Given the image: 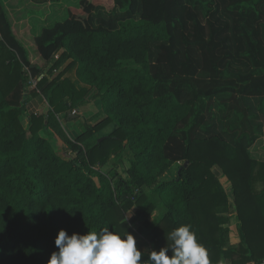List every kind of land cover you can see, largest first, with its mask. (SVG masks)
Returning a JSON list of instances; mask_svg holds the SVG:
<instances>
[{"label":"trees","instance_id":"1","mask_svg":"<svg viewBox=\"0 0 264 264\" xmlns=\"http://www.w3.org/2000/svg\"><path fill=\"white\" fill-rule=\"evenodd\" d=\"M40 76L31 97L48 109L24 129ZM90 95L103 117L71 141L56 117ZM181 225L209 264L264 259V0H0V264H48L61 229L127 231L159 251Z\"/></svg>","mask_w":264,"mask_h":264},{"label":"clouds","instance_id":"2","mask_svg":"<svg viewBox=\"0 0 264 264\" xmlns=\"http://www.w3.org/2000/svg\"><path fill=\"white\" fill-rule=\"evenodd\" d=\"M168 239L171 245L166 243L145 257L130 232L120 235L105 227L69 235L61 229L54 241L58 251L51 253L48 264H209L207 251L190 225L174 229Z\"/></svg>","mask_w":264,"mask_h":264},{"label":"rangeland","instance_id":"3","mask_svg":"<svg viewBox=\"0 0 264 264\" xmlns=\"http://www.w3.org/2000/svg\"><path fill=\"white\" fill-rule=\"evenodd\" d=\"M32 1H35V0H32ZM46 1H51V0H46ZM54 60H56V58H54ZM60 69H57L56 70L57 73L60 71ZM37 82H38V80H34L33 85H31V84H29V86L27 85V92H28L27 97H30L28 101H30L31 99L36 98V97H33V98L31 97V92H33L36 89ZM36 92H38L37 89H36ZM37 95H39V94H37ZM37 97H38L37 99L40 100V101L37 100L38 104L40 105V110L39 111H40V113H43L44 114L46 112V110H45V108L43 106V101H42L43 99H42V97L40 95L37 96ZM10 103L11 104H16V103H18V101H16V98L14 97L13 100L10 101ZM85 103L86 104L84 105V107L82 108V110L81 109L80 110H77V115H79V116L76 119H74V122H75L74 123V126H75V128H79L80 127L81 120L85 121L86 123L89 122L91 124H94V123H96L97 121H99L103 117V114H102V112L100 110V102L97 99H94L92 97V95H90V96H88L86 98V102ZM21 123H22V126H25V128L27 127L26 124H25L24 116L21 117ZM113 128H114V126L112 124L108 125L107 127H105L102 131H100L98 133V136L108 135L112 131ZM56 135L59 136L58 134H56ZM94 140H95V138L90 139L88 141V143H92ZM49 141H51V139H49ZM51 145L55 149V152L59 156H61L62 158L68 159V158L72 157V155L70 153H68V150L66 149V147L64 145L61 147L60 150L59 149H56V146H55L56 144L55 143H51ZM111 160H114V158L111 157ZM111 163L112 162L108 163L107 165H105L103 167L97 168V170H101L103 172L108 171V170H110L111 167H113L112 165H110ZM125 165H126V162L119 163V166H118V172L121 174V176L123 178H127V175H126V173L124 171ZM179 166H180V164L174 165L168 171V173L165 174L161 178V180L162 181H168V180L173 179L176 176V172H177V169H178ZM110 171H111V173L114 172L113 170H110ZM212 171L215 174H217L218 180H219L220 184L222 185L223 189L225 190V193L229 197V201H230V204L232 206L233 205V202H232V199L233 198H232V192H231V187H230L229 181L227 179H225L226 177H224V176L221 175V171L219 169L213 168ZM144 191H145V193H149L150 190L149 189H146ZM229 209H230V206H229ZM132 213H133V211L131 212V214ZM164 213L165 212H164V209L163 208L157 207L156 210H154L152 212V214L149 216V219L150 220L156 219L160 215H163ZM127 217H128V214H127ZM234 224H235V220H233V224H231V221H229V225H228V228H229L228 242H229V245L230 246H235V245H237L239 243V242L238 243L236 242V239L237 238H233L232 236L230 238L231 227L234 228ZM237 235H238V232H237ZM164 237L165 236H163V238ZM142 244H144V245L141 246V250H146L147 252H150L151 250H153V248L150 246V244H148L146 242L145 243L143 242Z\"/></svg>","mask_w":264,"mask_h":264},{"label":"crops","instance_id":"4","mask_svg":"<svg viewBox=\"0 0 264 264\" xmlns=\"http://www.w3.org/2000/svg\"><path fill=\"white\" fill-rule=\"evenodd\" d=\"M35 1H33V2L38 3V2H45L46 0H35ZM47 2H49V1H47ZM34 97H36V98L31 99L26 104V113L23 116H24L25 124H26L27 127L25 128V126H23L24 129H27L28 128V125H29L28 122H29L30 116L43 114V113H40V111H39L40 110V105L37 102V100H38L37 98L38 97L37 96H34ZM38 101H40V100H38ZM42 101H43V106H44L45 110H47L48 109L47 102L45 101V99H43ZM83 107L84 106H82L80 109L82 110ZM56 119L58 121V124H59L60 128L62 129L63 133L65 134V136L69 140L74 141L77 138V136H78V134L80 132V127L79 128H75V126H74V123H75L74 122V119H71L72 120L71 122L65 121V120H63V116L62 115H57ZM81 121H83V120H81ZM87 123L88 124H91L89 122H87ZM50 132L52 133V137H51L50 143H55L56 144L55 145L56 146V149H59L60 150L61 147L64 145L66 147V149L68 150L65 142L59 136H57L55 133H53L51 130H50ZM68 153H70L72 155V157H74V154H72L70 152V150H68ZM229 206H230L229 215H230L231 224H233V220H235L234 228L231 227L230 238H231V236L233 238H237L236 239V242L238 243L239 242V237H238L237 231H236L237 230V221L235 219V212H234V209H233V205L231 206L230 201H229Z\"/></svg>","mask_w":264,"mask_h":264},{"label":"built area","instance_id":"5","mask_svg":"<svg viewBox=\"0 0 264 264\" xmlns=\"http://www.w3.org/2000/svg\"><path fill=\"white\" fill-rule=\"evenodd\" d=\"M40 78H41V76L38 77V78H36V79H31V80H30V84L33 85L34 80H39ZM76 113H77L76 110L71 111V114H72V115H75ZM249 264H264V260L260 261L259 263H249Z\"/></svg>","mask_w":264,"mask_h":264},{"label":"water","instance_id":"6","mask_svg":"<svg viewBox=\"0 0 264 264\" xmlns=\"http://www.w3.org/2000/svg\"><path fill=\"white\" fill-rule=\"evenodd\" d=\"M67 117H68V119H76L77 117H76V115H72L71 114V111H68L67 112ZM103 138H101V139H99V141H101Z\"/></svg>","mask_w":264,"mask_h":264}]
</instances>
